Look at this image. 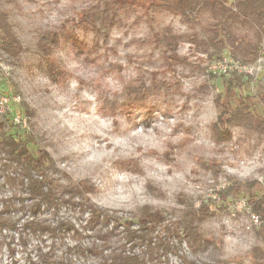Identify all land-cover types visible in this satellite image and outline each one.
Wrapping results in <instances>:
<instances>
[{"label": "rangeland", "instance_id": "1", "mask_svg": "<svg viewBox=\"0 0 264 264\" xmlns=\"http://www.w3.org/2000/svg\"><path fill=\"white\" fill-rule=\"evenodd\" d=\"M0 9L9 14L22 46L16 59L0 50V119L51 154L59 191L87 180L94 186L92 202L135 227L149 212L161 210L164 223L174 225L207 204L214 214L198 227L211 242L197 254L185 240L167 236L164 224L157 227L153 240L167 238L174 250L162 254V264H185L181 255L203 264H257L252 250L264 246L258 236L263 221L248 199L261 192L254 180L264 186V134L234 123L230 136L217 140L212 125L216 96L235 72L244 83L240 92L254 96L264 115V53L247 65L227 51L211 58L188 41L192 29L180 16L112 0H0ZM167 27L184 36L171 45L156 41L153 31ZM43 32L57 40L53 57L61 73L54 79L39 53ZM143 84L147 94L136 99L130 91ZM9 190L0 186L3 195ZM12 215L25 218L16 209ZM44 216L84 229V245L96 241L78 205ZM23 223L0 233V264H36L49 249L47 235H33ZM76 242L71 231L56 252L69 254Z\"/></svg>", "mask_w": 264, "mask_h": 264}, {"label": "trees", "instance_id": "2", "mask_svg": "<svg viewBox=\"0 0 264 264\" xmlns=\"http://www.w3.org/2000/svg\"><path fill=\"white\" fill-rule=\"evenodd\" d=\"M112 1L128 7H141L146 13L168 11L180 16L181 22L192 29L185 34L188 41L203 49L211 58L221 57L227 51L234 60L247 65L256 63L264 53V0H233L231 4L228 0ZM152 35L156 41L168 45L177 43L182 36L169 27L154 30ZM56 42L47 32H43L38 40L40 56L53 79L61 73L53 57ZM21 49L9 14L0 9V50L16 59ZM172 57H178L175 51ZM243 85L242 76L235 72L227 81L225 92L216 96L218 116L212 128L217 140L229 137L230 126L234 123H244L250 130L264 134V115L254 104V96L240 92ZM130 93L140 100L147 94L146 85L131 89ZM260 95L264 99V92ZM26 113H31L27 106ZM6 125L0 119V179L4 180L0 186L5 184L10 187L8 194L0 193V233L6 229L17 230L24 219L22 227L33 235L41 238L47 235L51 244L47 251H41L36 264H76L77 260L80 264H90L91 256L97 259L94 264H162V254L174 251L167 238L153 240L157 227L163 224L167 236L179 238L180 242L185 240L194 254L211 242L198 227L214 214L209 205L201 204L198 208L190 209L174 225L164 223L161 210L149 212L138 219L135 227L133 220L117 216L115 211L92 202L90 194L94 186L87 180L59 191L51 154L46 149L31 146L33 137L12 132ZM251 185L261 187V192L251 194L248 201L253 212L263 221L258 236L264 239V186L258 180ZM236 188L240 193L243 185L238 184ZM63 205H78L83 214L87 213L86 222L95 232L96 241L82 244L84 229L76 228L69 219L62 218L55 222L43 217L47 212L57 215ZM14 209L24 214L25 218L14 217ZM98 224L102 227L97 229ZM71 231L79 242L68 247L69 254L57 253L56 245L63 244L66 234ZM116 232L121 237L114 245L112 237ZM136 247L139 249L136 250ZM180 257L185 264H203L187 255ZM252 259L257 264H264V246L253 247ZM219 262L229 264L228 260Z\"/></svg>", "mask_w": 264, "mask_h": 264}, {"label": "built area", "instance_id": "3", "mask_svg": "<svg viewBox=\"0 0 264 264\" xmlns=\"http://www.w3.org/2000/svg\"><path fill=\"white\" fill-rule=\"evenodd\" d=\"M241 67V66H240Z\"/></svg>", "mask_w": 264, "mask_h": 264}]
</instances>
